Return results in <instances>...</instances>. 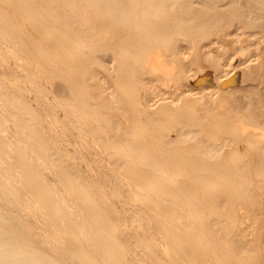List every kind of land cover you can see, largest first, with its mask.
I'll return each mask as SVG.
<instances>
[{"label":"bare ground","instance_id":"6f19581e","mask_svg":"<svg viewBox=\"0 0 264 264\" xmlns=\"http://www.w3.org/2000/svg\"><path fill=\"white\" fill-rule=\"evenodd\" d=\"M0 264H264V0H0Z\"/></svg>","mask_w":264,"mask_h":264}]
</instances>
